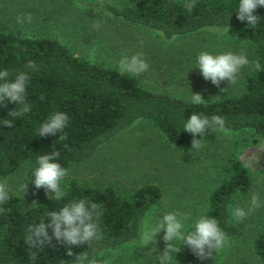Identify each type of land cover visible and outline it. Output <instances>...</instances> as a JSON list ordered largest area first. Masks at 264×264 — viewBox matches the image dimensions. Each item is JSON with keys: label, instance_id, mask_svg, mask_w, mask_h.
<instances>
[{"label": "trees", "instance_id": "obj_1", "mask_svg": "<svg viewBox=\"0 0 264 264\" xmlns=\"http://www.w3.org/2000/svg\"><path fill=\"white\" fill-rule=\"evenodd\" d=\"M187 2L104 0L101 8L112 18L159 31L164 37L186 34L204 26L227 25L234 35L252 47L254 62L260 65L259 69L251 68L236 94L204 99L205 103L195 105L190 99L144 87L133 78L119 74L116 68L81 59L54 37L16 35L0 25V70H8L9 80L21 71L31 74L26 88L31 111L13 118L8 112L20 105L5 99L0 106V176L6 177L23 165L33 171L38 166V156L53 151L60 154L56 162L68 169L137 120L154 126L170 145L188 148L193 137L183 130V125L193 112L208 117L220 115L226 129L246 130L264 139V7L254 12L259 18L258 25L249 26L237 19L239 0H196L191 12L183 7ZM29 60L38 65L37 71L25 68ZM57 111L69 117L63 133L38 136L41 124ZM4 120H13V127L4 126ZM64 133L67 139L60 140L58 137ZM224 175L208 192L206 207L200 216L215 217L225 232L230 203L235 195L249 191L251 179L246 167L235 157L226 159ZM61 186L66 191L61 200L48 195L28 207H22L18 198L9 192V201L0 205L7 210L0 213V264H73L74 257L66 255L69 246L55 240L43 246L36 260H30V249L24 239L29 225L38 224L42 219L49 222V211H58L79 199L102 204L99 221L102 235L90 245L71 246V250L74 254L89 252L91 257L103 262L104 251L137 237L142 218L162 197L161 188L154 183L139 185L128 194L113 186L85 185L73 179ZM193 225H187L185 231L193 230ZM47 231L51 235L52 230ZM250 242L255 256L264 262V224ZM176 245L181 251L175 254L171 264H214L216 252L201 261L181 241Z\"/></svg>", "mask_w": 264, "mask_h": 264}, {"label": "rangeland", "instance_id": "obj_2", "mask_svg": "<svg viewBox=\"0 0 264 264\" xmlns=\"http://www.w3.org/2000/svg\"><path fill=\"white\" fill-rule=\"evenodd\" d=\"M28 13L33 17L32 22L18 24L17 17ZM95 20L102 21L99 28L94 27ZM0 25L16 35L54 37L79 58L116 69L124 55L142 52L149 70L131 78L152 90L190 100L191 93H199L203 99L236 94L254 62L252 47L229 28L225 32V27L204 26L186 34L164 37L159 31L112 18L97 0H0ZM205 50L213 54L243 52L250 64L241 69L237 84L221 81L217 87L195 68L198 54ZM203 139L205 145L199 150H193L192 146L175 147L150 123L137 120L100 144L88 158L68 168L61 185L73 179L85 185L113 186L128 194L139 185L154 183L162 190L159 202L142 218L137 237L104 251L103 261L160 264L156 256L161 255L165 247L163 230L156 234L155 247L151 243L141 246L142 232L156 225L170 211L188 214L186 226L194 223L206 207L208 192L224 178L228 157L240 160L251 179L249 191L235 195L230 205L247 210L253 193L264 202V150H259L264 139L246 130L230 129H210ZM254 153L257 161L249 167L246 162ZM5 178L10 193L18 198L22 207L37 204L50 195L43 188H35L31 183L34 175L26 165L6 177L0 176V180ZM25 183L28 185L23 193L20 186ZM263 224L264 207L251 212L242 222L237 221L229 207L225 228L228 243L215 253L214 264H264L255 256L250 242Z\"/></svg>", "mask_w": 264, "mask_h": 264}, {"label": "clouds", "instance_id": "obj_3", "mask_svg": "<svg viewBox=\"0 0 264 264\" xmlns=\"http://www.w3.org/2000/svg\"><path fill=\"white\" fill-rule=\"evenodd\" d=\"M97 2L101 7L104 6V0H97ZM195 6L196 0H188L183 5L189 12ZM258 7H264V0H239L236 10L237 19L246 21L249 26L258 25L259 18L254 15ZM32 19L33 17L30 13L22 14L17 17V23H31ZM101 23L102 21L95 20L94 27L99 28ZM224 31L228 32L227 25ZM251 63L254 68L259 69L260 65L258 61ZM249 64L250 61L243 52L234 53L232 51H226L213 54L205 50L198 54L197 66L195 68L199 69L205 80H210L213 85L219 87L221 81H227L228 85L237 84L241 69ZM25 68L31 71H37L38 65L34 61L29 60ZM148 70L149 64L144 59L142 52L135 53L131 56L124 55L118 61V73L121 75L126 73L130 77H139ZM30 79V71H21L15 75L13 80H9L8 70H0V106H3L5 99L14 103L16 106H21L10 110L8 116L17 118L31 111V104L26 100V88ZM221 91H226V89H221ZM191 102L195 105H200L206 101L202 98L201 94L191 93ZM68 121L69 117L66 113L60 111L53 112L39 127L38 136L45 137L63 133ZM4 126L8 128L13 127V120H4ZM209 129L227 131L224 118L220 115L208 117L203 113L198 114L193 112L185 120L183 130L192 135L191 145L193 150H199L204 147L206 140L203 137ZM196 137L200 138L198 139ZM58 138L65 140L67 139V134L64 133ZM259 150H264V145ZM59 155L58 151H53L50 154L45 153L38 156L36 161L38 166L32 171L34 180L31 181L36 189L43 188L46 193H50L49 198L54 195L56 200H61L66 195V191L62 188L61 182L68 175L69 171L56 162ZM256 161L257 157L254 153L248 158L246 163L249 167H252V164ZM28 183L20 186V190L23 193L26 192ZM9 192L7 179L0 180V205L9 201ZM229 207L237 221L242 222L251 212L260 207H264V202L260 200L258 194L253 193L250 198V207L247 210L239 205L235 207L230 205ZM102 208V204L95 201L86 199L72 200L58 211H49V222H45L42 219L38 224L29 225L24 241L30 249V260H36L37 253L43 249V246L45 244L51 245L52 241L55 240L57 243L69 246L66 255L74 257L72 259L73 264H108L107 261L101 262L97 258L91 257L89 252L74 254L71 250V246L82 244L90 245L91 242L101 237L102 232L99 221L103 214ZM5 211L7 210L0 207V213ZM189 218L188 214L179 211L167 212L156 225L150 226L146 231L142 232L140 238L141 246L144 247L151 243L155 247L156 234L163 230L165 247L162 254L156 256V260L160 264H171L175 254L181 251L177 247L176 241H181L183 247L185 245L188 246L193 254L201 261L205 258L212 257L213 252L220 251L227 245L228 235H226L215 217H210L206 214L199 216L194 222L193 230L186 232V222ZM49 228L52 230L51 235L47 231ZM33 248L36 251H31Z\"/></svg>", "mask_w": 264, "mask_h": 264}]
</instances>
